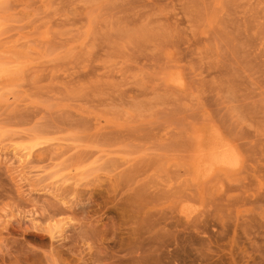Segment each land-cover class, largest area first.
Returning <instances> with one entry per match:
<instances>
[{
    "label": "rangeland",
    "instance_id": "374dc122",
    "mask_svg": "<svg viewBox=\"0 0 264 264\" xmlns=\"http://www.w3.org/2000/svg\"><path fill=\"white\" fill-rule=\"evenodd\" d=\"M0 264H264V0H0Z\"/></svg>",
    "mask_w": 264,
    "mask_h": 264
},
{
    "label": "bare ground",
    "instance_id": "6f19581e",
    "mask_svg": "<svg viewBox=\"0 0 264 264\" xmlns=\"http://www.w3.org/2000/svg\"><path fill=\"white\" fill-rule=\"evenodd\" d=\"M205 135H206V134H205ZM201 136H203V135H201ZM205 137H206V136H205ZM206 138H207V142H209L208 140L210 139V136H208V137H206ZM221 138H223V137H221ZM201 139H202V138H201ZM217 139H218V137H217ZM217 139H216V140H217ZM202 141H203V140H202ZM204 141H205V139H204ZM217 141H218V140H217ZM207 142H206V143H207ZM218 142H220V141H218ZM206 143H205V144L203 143V144H204V148H205ZM224 143H225V142H224ZM201 144H202V143H201ZM207 144H208V143H207ZM210 144H213V143H211V141H210V142H209V145H210ZM214 144H215V146H217L218 143H216V141H215ZM220 145H221V142H220ZM223 146H224V145H223ZM226 146H227V144H226ZM229 146H230V145H229ZM206 147H207V145H206ZM208 148H209V147H208ZM208 148H207V149H208ZM218 148H221V147H217V149H218ZM227 148H228V146H227ZM227 148H225V146H224L223 150H226ZM231 148L234 149V147H231ZM200 149H201V150H200ZM200 149H199V150L202 152V151H203V150H202L203 147H200ZM233 149H232V152H233ZM212 150H213V149H212ZM212 150L209 151V152H212ZM221 150H222V148H221ZM223 150L220 151V152H223ZM227 150L231 152L230 149H227ZM206 151H207V150H206ZM206 151H205V152H206ZM217 151H218V150H217ZM201 152H200V153H201ZM214 152H216V151H214ZM235 152H236V151H235ZM235 152H234V154H235ZM198 153H199V152H198ZM224 153H225V152H224ZM205 154H207V153H205ZM212 154H213V153H212ZM222 154H223V153H221V155H222ZM229 154H230V153H229ZM229 154L227 153V155H229ZM227 155H226L225 159H224V158L222 159V161H223V162H227V163H229V162H228V159H229V158H227ZM235 155H237V154H235ZM196 156H198V155H196ZM200 156H201V155H200ZM204 156H205V155H204ZM210 156H211V155H209L208 158H209ZM212 156H213V155H212ZM198 157H199V156H198ZM215 157H216V156H215ZM222 157H223V156H222ZM222 157H220V158H222ZM233 157H235V156H233ZM210 158H211V157H210ZM219 160H221V159H219ZM197 161H198V160H197ZM213 161H214V160H213ZM222 161H221V162H222ZM231 161H232V160H231ZM217 162H218V161H217ZM223 162H222V163H223ZM232 162H233V161H232ZM223 164H224V163H223ZM229 165H230V164H229ZM56 203H57V202H56ZM52 204H53V203H52ZM58 204H59V203H58ZM60 205H61V204H60ZM59 207H60V206H59ZM54 208H55V207H54ZM57 209H58V207H57ZM62 210H63V209H62ZM58 212H59V210H58ZM64 212H65V210H64ZM55 213H56V212H55ZM86 230H87V229H86Z\"/></svg>",
    "mask_w": 264,
    "mask_h": 264
}]
</instances>
